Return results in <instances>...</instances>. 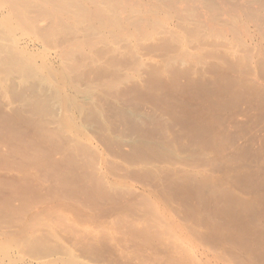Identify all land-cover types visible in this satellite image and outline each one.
<instances>
[{
  "label": "rangeland",
  "instance_id": "rangeland-1",
  "mask_svg": "<svg viewBox=\"0 0 264 264\" xmlns=\"http://www.w3.org/2000/svg\"><path fill=\"white\" fill-rule=\"evenodd\" d=\"M47 23L44 21V26ZM173 24L175 34L182 36L190 37L194 29L193 25ZM8 29L10 39L12 28ZM84 37L62 32L46 39L44 47L54 44L46 54L44 41L23 38L31 53H43L42 57L36 55L38 64L48 62L53 75L60 77L64 71L63 79L71 77L67 81L77 90H70L74 92L70 95L77 97L81 86L97 92L94 96L96 92L85 90L95 98L85 96L92 100L90 104L100 106L93 108L95 112L82 92L73 104L67 103L71 106L63 104L69 115L74 114L72 122L81 120L74 121L79 123L78 129L85 125L81 130L89 137L87 141L77 142L71 133L60 131L58 121L67 116L61 112L62 104L51 103L49 98L53 100L63 84L54 88V82L48 87L35 79L36 85L30 82L26 87L17 79L23 75L16 69L0 65V231L11 237L24 230L37 241L30 253H25L29 247L14 251L13 256L38 260L62 257L70 251L83 264H179L169 254L172 249L164 218L153 211L159 203L176 211L178 233L173 234L181 237L179 249L188 256L200 258L205 252L225 259L222 264H264L235 242L237 233L253 232L251 216L236 215L235 201L250 202L261 193L258 179L264 172V102L242 83L244 69L238 57L227 56L222 49L227 42L198 40L189 45L194 54L190 60L165 63L158 56L179 54L180 45L170 38L144 41L134 48L123 45L126 51L112 52L97 39L81 44ZM61 48L70 50L69 63L60 59ZM138 54L145 61L138 78L123 83L120 78ZM75 67L79 74L69 72ZM58 76L54 79L59 85ZM112 80H118V85L107 87ZM90 82L99 90L91 89ZM85 84L90 87L84 88ZM38 85L45 90L40 87L38 92ZM47 100L50 109L39 110ZM75 101L82 109L77 107L83 112L81 116L74 109ZM76 124L72 126L76 128ZM146 134L155 140L157 135L165 138L175 149L196 148L192 150L195 153L180 149L178 155L175 152L176 161L166 158L160 150L139 143V137ZM170 163L176 172L168 170ZM62 174L68 176V182L65 179L62 183ZM195 176H200L199 181ZM123 182L126 187L121 186ZM216 182L226 185L215 191L212 200V184ZM206 183L207 189H200ZM151 192L161 199H149ZM207 197L211 202L205 201ZM254 205L264 213V201ZM184 262L180 264H191ZM11 263L0 257V264Z\"/></svg>",
  "mask_w": 264,
  "mask_h": 264
},
{
  "label": "bare ground",
  "instance_id": "bare-ground-1",
  "mask_svg": "<svg viewBox=\"0 0 264 264\" xmlns=\"http://www.w3.org/2000/svg\"><path fill=\"white\" fill-rule=\"evenodd\" d=\"M44 21L48 22L45 26L43 24ZM175 22L181 23L185 26L193 25L194 29L190 37L175 34L177 32L174 29L175 24L173 23ZM12 23L13 27L10 25ZM9 27L12 28L10 31L11 34L9 35L10 39L8 38L9 42L5 45H1V43L6 42L4 41L5 39L8 40L6 33L9 31ZM62 32L65 33V35L68 34L70 36H75L78 34L85 35V37L81 40V44H84V41L87 43H92L93 39H97L104 47H109V49L111 47L112 52L120 51V49L126 51V47L123 45L127 46L128 48H134L136 46L138 47L139 43L144 41H154L163 37L168 39L170 38V41L172 40L180 45V49L177 52V54H179L171 58L169 56L167 57V55L158 56L165 63L167 60H190L194 54L188 50L189 45L193 42H198V40L207 39L213 40L215 42H227L228 45H225L222 49L227 56L238 57L241 69H244L242 83H245L249 86L248 88L251 89V92L257 100L264 102V0H0L1 67H6V69L9 68L10 70L16 69L18 74L23 75L24 79H29V82H26V80H23V78H20V76L19 78L17 77V79H22L21 81L26 83V87H28V83L29 85L32 84L35 79L42 80L44 82L42 85L46 84V86H53L56 84L54 88H57V86L63 84L62 87H58V93L56 94V97H58V99L63 103H56V97L53 99L55 102L51 100L52 98H49V102L51 101V103L58 104V106L60 104L67 105L68 102L73 104L74 102L72 101L80 96L81 92L85 94L86 91H89L90 86L91 89L96 88L99 90L100 88L96 84L90 82L92 85L90 84V86L87 87L88 85L85 84L84 86V88L87 87L89 90H86V88L81 89L83 86H77V88L80 87V94H78L77 97L76 95L72 96L73 94H70L74 92L70 90L75 89L76 87L69 84L71 79L70 76L68 78L69 82L67 81L68 75H66L67 80L63 79L62 75L64 76L66 72L65 74H61L62 72L64 73V71H61V73L58 72L60 73L59 75H61L60 77L58 74L54 73L56 77L58 76L59 79H63L62 81H59L61 83L58 85V82H56V79H54V75L51 71L52 64L44 62L46 65H41V63L38 64L35 61L36 55L42 57L43 53L46 54L49 48L54 45L51 44V46H48L49 48L44 47V45H47L48 43V41L46 42L44 40L49 38L54 39ZM18 33H22L20 38L18 37ZM23 37H31L32 39L37 40V42L44 41L42 45L44 49L43 53L32 52V54L31 51H29V43H26V38ZM34 42L35 41L32 43ZM20 43L23 44V47L20 45ZM59 50H62V56L60 57L62 62L66 63L67 61H70L69 59L66 60L69 56H71L70 50H64V48ZM198 51L201 53V47L198 48ZM138 57L139 58L135 57V62H133L132 66L128 68L125 76L120 78V81L122 80L123 83H129L138 78L139 69L145 64V61L141 56H139V54ZM242 60L243 62L241 64ZM68 70L69 72L72 70V72L75 73L78 69L75 67V69L69 68ZM74 70L76 71L74 72ZM79 73L80 72H76V74ZM50 74H52L53 79L51 78L52 76L50 77ZM117 83H119L118 80H112L111 82H107L106 86L114 88L118 85ZM20 85L21 86L19 87L24 86L22 84ZM34 85L36 84L33 83V86ZM42 85H38L39 87L37 86L38 89H36L38 92L41 90L39 89L40 87L42 88L45 86ZM33 86L31 85L32 88H35ZM45 88L46 87H44V90ZM75 94L77 93L75 92ZM93 94H95L94 96H97V92ZM85 96L90 97L91 99L94 98L90 96L88 92L83 96L86 99ZM83 97L81 96V99ZM87 99L85 100L86 103L88 102ZM80 101L82 102L78 103L82 105L84 101ZM91 101L89 100L88 106H93L95 104V102L90 104ZM76 103L74 104L77 105L76 108L78 107L80 110H82L80 106H78V103ZM48 104L49 103L47 100L46 104L44 102V106L42 105L38 109L40 110V108L43 107V109L46 110L45 107H48ZM55 104H53V106H55ZM62 105L59 106L63 107L62 111L61 109L60 111L63 113L65 112L67 117L65 116L66 118H63L62 121L57 120L58 122H61L59 124L60 131L63 133H68L69 135L71 133L74 135L73 137H75L74 139H76L77 142L87 141L89 137H85L84 130H81L82 127H85V125H81V129H78L77 125L79 123H74L75 119L73 122L71 121L72 118H74V114L73 116L72 114L69 115V112H67L64 108L65 106ZM85 105L87 106V104ZM95 106L92 107V111L94 112V109L98 108L99 105H97L96 108ZM50 107L51 106H49V109ZM76 108H74L76 113L78 114L80 112L78 115L81 116L83 112L81 113V111ZM51 109L55 110L56 107ZM67 109L69 110L70 108L67 107ZM85 109L83 108L84 111ZM94 112L92 113L94 114ZM101 113H103V111ZM101 113L100 115L102 116L104 113ZM52 114L50 112V116ZM54 116L55 115L53 114L52 118L55 120L56 118H54ZM70 121L72 123H70ZM76 121L78 122L79 120L76 119ZM79 122H81V120ZM72 124H76V128L73 127ZM163 131L164 130H162V132ZM161 133H159V135ZM165 133H162V135ZM159 135H157L156 140L155 138H152V134L142 135L139 137V143L141 142L148 147H154L160 150V154H164L166 158H171L172 160L176 161V155L179 154L177 152L181 153V150L184 148L181 146L178 148L179 144L176 143L178 147L175 149V146L172 144V142H168L165 138H162ZM198 140L199 139H197V141ZM191 148L192 147L189 149L187 148L186 150L184 149L183 152L190 150V152L188 151V154H192L194 152H192V150H196V148ZM175 152L177 153L176 155ZM167 167L169 168V171L176 172V168L174 167L173 163H170L169 165L167 164ZM61 176L62 183L65 182V179H67L66 182H68V176L65 174H62ZM254 176H256V174H254ZM199 179L200 176L194 177L195 181H199ZM258 180V187H260L259 190H261L259 197L254 195L250 202L244 200L235 201V207H237L238 211L236 212V215L241 216L248 213L249 216H251L249 220L253 225L251 226L253 228L252 233H244L243 235L237 233L238 238H235V242L239 243L240 247L247 251V254H250V256L255 255L254 258H260L264 263V213L261 211V207L259 208V206L254 205L258 203V200L264 201V172L260 174V178ZM216 183L217 184H212L214 189L212 191L213 195L210 194L212 195V200L215 199L214 197H216L215 191L220 188L223 189L226 185L222 184V182L220 184H218V182ZM121 186L126 187L127 184L123 182L121 183ZM206 186L207 183L200 189L204 188L205 190L207 189ZM202 192L203 191H201V193ZM149 199L161 198L156 193L151 192L149 193ZM205 201L211 202L209 197H207ZM215 203L216 201L213 202V204ZM155 204L156 205H154L153 211L156 214L163 216L164 223L168 227V231L171 234H173V232L178 233V229H176L178 228V220L174 219L176 218V211L170 208H164L161 204L159 205V203ZM160 209H164V212H160ZM169 232H167L170 239L169 246L172 249L169 254L173 261L179 264L180 262L185 263L184 260H187V262L191 264H222L225 261V259L222 258L221 260L215 256L212 258L207 255V253L205 254V252L201 253L200 258H197L193 255L188 256L185 252H182L179 249V238L181 237H179V235L173 234L175 241L172 239L173 242H171V235ZM36 243L37 241L32 240V237H29L24 230H21L20 233L12 235L11 237L10 235L0 231V257L3 261H12L11 264H83L79 262L70 251H66L65 255L62 257L56 258L52 255V257L38 258V260H31L32 258L30 256H25L26 258H15L13 256L14 251H25L29 247L30 248L25 251V253H30L33 249L31 246L35 245ZM34 252L37 251L34 249Z\"/></svg>",
  "mask_w": 264,
  "mask_h": 264
}]
</instances>
